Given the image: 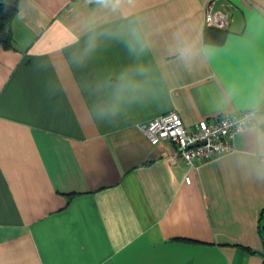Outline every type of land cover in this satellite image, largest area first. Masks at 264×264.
<instances>
[{
    "label": "crops",
    "instance_id": "obj_1",
    "mask_svg": "<svg viewBox=\"0 0 264 264\" xmlns=\"http://www.w3.org/2000/svg\"><path fill=\"white\" fill-rule=\"evenodd\" d=\"M209 1L19 0L0 48V264H263L264 0H215L220 42ZM249 109L234 149L195 165L140 128Z\"/></svg>",
    "mask_w": 264,
    "mask_h": 264
},
{
    "label": "built area",
    "instance_id": "obj_2",
    "mask_svg": "<svg viewBox=\"0 0 264 264\" xmlns=\"http://www.w3.org/2000/svg\"><path fill=\"white\" fill-rule=\"evenodd\" d=\"M215 4V0L206 4L204 24L226 29L229 12H223ZM255 113L253 109L223 113L186 126L177 111L172 110L140 124V128L151 144L168 141L187 165H195L233 150L235 136L254 124ZM162 131L171 134L165 137ZM185 180L188 182L189 177Z\"/></svg>",
    "mask_w": 264,
    "mask_h": 264
},
{
    "label": "trees",
    "instance_id": "obj_3",
    "mask_svg": "<svg viewBox=\"0 0 264 264\" xmlns=\"http://www.w3.org/2000/svg\"><path fill=\"white\" fill-rule=\"evenodd\" d=\"M19 0H0V48H10L12 45L11 22L17 12ZM222 29L206 27L204 38L210 41L222 40ZM264 208L259 214L258 232L264 243ZM253 252V251H251ZM264 255L263 253H260ZM264 264V261H263Z\"/></svg>",
    "mask_w": 264,
    "mask_h": 264
},
{
    "label": "snow or ice",
    "instance_id": "obj_4",
    "mask_svg": "<svg viewBox=\"0 0 264 264\" xmlns=\"http://www.w3.org/2000/svg\"><path fill=\"white\" fill-rule=\"evenodd\" d=\"M170 134H171L170 132H165V131H162L161 132V135L162 136H165V137L168 136V135H170Z\"/></svg>",
    "mask_w": 264,
    "mask_h": 264
},
{
    "label": "clouds",
    "instance_id": "obj_5",
    "mask_svg": "<svg viewBox=\"0 0 264 264\" xmlns=\"http://www.w3.org/2000/svg\"><path fill=\"white\" fill-rule=\"evenodd\" d=\"M100 3H107V0H100Z\"/></svg>",
    "mask_w": 264,
    "mask_h": 264
}]
</instances>
